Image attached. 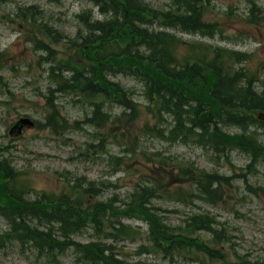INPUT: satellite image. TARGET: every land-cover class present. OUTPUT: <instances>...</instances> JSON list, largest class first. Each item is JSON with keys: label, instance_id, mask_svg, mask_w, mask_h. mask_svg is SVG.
<instances>
[{"label": "rangeland", "instance_id": "1", "mask_svg": "<svg viewBox=\"0 0 264 264\" xmlns=\"http://www.w3.org/2000/svg\"><path fill=\"white\" fill-rule=\"evenodd\" d=\"M144 1L157 10L170 6V0ZM254 1L260 7L256 22L251 21L246 0H204L205 20L217 23L212 35L180 34L183 42L170 53L176 54L181 66L184 65L180 62L181 57L194 59L200 55L199 51L204 45L249 53L250 57L241 65L250 70L247 71V76L253 82V93L257 96L264 94V0ZM28 6L33 7L25 17L15 15L17 7ZM37 10L41 12L38 15ZM89 10L96 17L94 21L102 18L97 13L100 10L88 0H7L0 4V50L5 55L0 70V147L21 173L20 178L29 185L25 199L38 200L42 195L57 194L62 189L72 192V187L78 185V182H81L78 190H82L88 186L87 183L94 181L99 185L103 183L100 189L102 193L97 197H83L86 204L96 200H111L114 206L124 207L123 203L131 202L134 192L139 191L149 207L144 208L145 204L142 203L139 210L143 214L148 213L150 220L145 218L144 221L137 215L136 218L120 217L121 221L136 230L134 235L127 236L125 240L114 242L117 257L132 264H214L215 258L211 252H205L203 246L186 240L192 238L201 244L203 241L200 238H203L209 246L220 251L226 261L234 262L240 256L248 261L264 264V194L248 190L240 177L235 179L236 186L233 187L237 191L225 189L226 201L223 199L214 205L190 194L189 182L177 179L173 172L168 174L163 169V165L166 167L165 163L176 169V163L184 161L195 167H203L206 171L231 174L233 167L235 171L241 172L240 167L249 158L239 151H230L227 157L221 155L216 158L211 151L199 146L170 143L158 137L157 134H161L170 117L163 113L166 118L163 121L157 112L154 113V108L150 107V103H162V99L149 93V79L152 78L148 75L142 73L143 77L135 78L122 74L109 75L122 85L127 98L136 103L133 107L137 109L135 123L127 120L129 109L122 114L123 108L118 104L120 87L113 94L116 98L108 99L98 95L99 103L94 104L97 110V106L103 103L105 111L114 122L107 121L101 112L92 113L95 98L87 94L94 96L101 93L56 91L57 110L68 120L69 125L91 117L96 120L98 129L82 122L81 128L55 134L46 127L40 129L34 125L24 128L17 138L9 136L8 131L19 118H28L32 122L44 120L47 114L45 98L48 87H56L50 76V58L62 61L66 59L61 42L52 45L50 39L44 38L54 49L51 56L33 43L31 36L36 32L38 23L52 25L66 36L73 37L79 23L76 15ZM190 43L199 44L190 48ZM222 53L223 50H220L217 58L220 68L211 69L221 74L228 72L237 81L234 76L238 67L235 63L237 57ZM211 58L213 56H209L206 63H211ZM196 71L197 76L213 75L210 70L197 68ZM63 74L70 76L67 71ZM152 87L156 90L155 86ZM182 114L186 117L185 113ZM223 130L230 134L239 132L234 126H224ZM257 133V139L261 141L258 143L263 146L260 150L264 152V131L257 129ZM163 134L166 135L165 131ZM101 137L105 138L102 145ZM146 175L161 180L149 200L144 189L152 187V183L157 185L160 180L148 179ZM202 176L206 174L203 173ZM247 181L254 188L264 189V160L256 165L254 173L247 172ZM191 191L198 193L194 189ZM214 195L215 192L204 194L210 198L205 200L211 201ZM193 213L215 217L218 223L214 226L227 236V240H218L217 235L203 233L200 228L206 222L196 221V218L190 227L184 228L188 226L185 221ZM35 218L26 219L31 227L53 232L61 241L66 239L61 236L59 223H47L41 218ZM62 222L66 223V229L73 225L64 220ZM159 222H163L168 228L163 232L159 231L155 226ZM7 229L6 220L0 214V238H3V242L0 239V264H81L73 247L51 256L44 250H37L29 242L20 241L16 236L7 241L3 237V232ZM15 232L19 234L20 230ZM197 234L200 236L196 237ZM214 237L218 241H211ZM69 239L82 243L98 239L109 240L97 237L90 227L71 234ZM160 239L164 241L159 243ZM170 241H173L172 245ZM143 245H151L159 249L160 253L149 252L141 247Z\"/></svg>", "mask_w": 264, "mask_h": 264}, {"label": "trees", "instance_id": "2", "mask_svg": "<svg viewBox=\"0 0 264 264\" xmlns=\"http://www.w3.org/2000/svg\"><path fill=\"white\" fill-rule=\"evenodd\" d=\"M193 24V21H190L189 19L186 20L185 25L192 26ZM92 26L93 30H98L100 32L98 33V35H95L92 32V37L94 38L90 39L94 43H102L108 41V43L113 44L115 42H123L125 40L131 41L133 38H136L138 41H136L135 43H138L140 42L139 40L142 37H146L147 41L143 42L151 46L153 42L158 41V38L160 37H154L155 39L151 40L146 32H144V34L140 33L138 27L133 24H120L115 28H113L109 24L100 25L99 23L92 24ZM102 32L104 35H102ZM164 38L165 40H171L167 36H164ZM124 45L128 47L122 48V67L127 68L128 70L134 69L136 72L146 74L150 78H152L151 80L148 78L150 81L149 86H151L148 89L149 93L159 96L162 99L164 105L168 106L169 104H171L173 106L172 114L178 120L183 118L182 113H189L191 111L190 113L196 116L194 117L196 123L201 124V127L204 130L203 136L209 135L208 131L210 127H214V130L212 132L216 131L217 124L224 122L223 118L225 116L235 117L239 116L240 111L242 110L246 111L250 109L264 108V97L256 96L250 90V88L246 91L238 88L237 86L241 85V83L234 81L228 74V72L221 74L218 71H215V74H213L211 77L197 76L196 70L197 68H199V66L196 68V65H191L188 62H185L182 67L176 68V66L178 65L177 61L170 55L165 56V59L163 57L153 56L149 59L139 55L137 49L135 50V53L131 55L129 51V42L125 43ZM218 51H220V49H218L217 52ZM108 61H111V59H109ZM214 63H216V61H214ZM210 64L211 63L205 64V67H207L208 70L211 67ZM217 64L214 66V68H220V66ZM199 69L205 70L202 67H200ZM212 71L213 70L211 69L210 73ZM102 85L104 87L102 91L103 96L111 95L116 98L113 94H115L118 90V88L115 87L117 85L114 86L104 83H102ZM152 86H155L156 90H154ZM119 103L123 104L126 107H130V104L124 101V95L122 92ZM192 103H194L193 108ZM171 105H169V107H171ZM184 106L187 107L186 111H184ZM206 106L207 108L205 109ZM227 108L228 110H226ZM96 112H101L99 106H97ZM220 114H223V116H221ZM53 119V115L48 117L49 121L52 120L51 122L54 121ZM238 119L242 121L244 117H238ZM53 128L56 129V126H53ZM216 133L217 132H215V135ZM257 147L258 149L263 148V146H260L259 143H257ZM9 169L10 168L7 164H4L3 161L2 163L0 162V201L4 204L9 212L13 211L12 217L10 218L12 227L19 228L23 233L30 236L32 240L42 243H47V240L52 242L53 240L50 233L41 232L36 227H28V223L24 220V218L21 217V215H25L27 213V210L30 209L26 206H23V204H20L19 201H21V199L19 200L13 195H7L5 193L3 195L1 194L3 191L5 192V190H11L4 184L5 179L8 178L12 173ZM206 187L210 188L209 184L206 185ZM138 202L139 196L135 199V209L139 206ZM49 206L50 204L46 203L41 210H35L43 213L44 215V210L46 208H49ZM57 210H60L62 212L57 215L58 218L62 219L63 216H66L71 219L72 217L74 218L75 222L85 223V220L89 219V217L91 216V220L95 224V226H97L98 220V215H95V213L101 212L99 205L94 207L93 213L91 214L88 211H78L77 207L69 204L66 201L62 204H59L54 209L55 214L50 213V215H56ZM69 212H71V215L69 214ZM0 214L2 216L3 212L1 211ZM34 216L38 217L37 215ZM53 216H51L50 218H53ZM77 228L78 226L75 227V229ZM124 230H126V228H120L118 229V232H124ZM5 239L7 241L10 240V236L5 237ZM50 242H48V245H50ZM169 243L170 245H172V242ZM67 244L82 247L83 253L86 257L89 258V264L120 263L111 255L106 256L104 254V249L101 248L100 244H94V242H92L85 245H78L71 241H68Z\"/></svg>", "mask_w": 264, "mask_h": 264}, {"label": "bare ground", "instance_id": "3", "mask_svg": "<svg viewBox=\"0 0 264 264\" xmlns=\"http://www.w3.org/2000/svg\"><path fill=\"white\" fill-rule=\"evenodd\" d=\"M4 233V232H3ZM20 240V239H19Z\"/></svg>", "mask_w": 264, "mask_h": 264}]
</instances>
